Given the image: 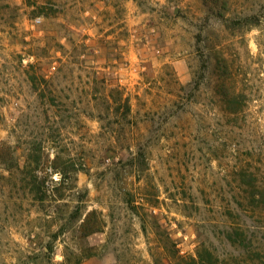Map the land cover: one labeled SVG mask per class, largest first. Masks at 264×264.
I'll return each mask as SVG.
<instances>
[{"label": "rangeland", "instance_id": "rangeland-1", "mask_svg": "<svg viewBox=\"0 0 264 264\" xmlns=\"http://www.w3.org/2000/svg\"><path fill=\"white\" fill-rule=\"evenodd\" d=\"M0 146V264H264V0H0Z\"/></svg>", "mask_w": 264, "mask_h": 264}, {"label": "trees", "instance_id": "trees-1", "mask_svg": "<svg viewBox=\"0 0 264 264\" xmlns=\"http://www.w3.org/2000/svg\"><path fill=\"white\" fill-rule=\"evenodd\" d=\"M224 96L226 97V102L228 105H233V104L237 103V97L234 96L233 94H230V96H228V95H224ZM232 111H234V110H232ZM2 148L3 147L0 146V152H2V150H3Z\"/></svg>", "mask_w": 264, "mask_h": 264}]
</instances>
